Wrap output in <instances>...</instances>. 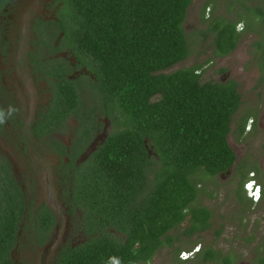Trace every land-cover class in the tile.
<instances>
[{"label":"trees","instance_id":"trees-1","mask_svg":"<svg viewBox=\"0 0 264 264\" xmlns=\"http://www.w3.org/2000/svg\"><path fill=\"white\" fill-rule=\"evenodd\" d=\"M58 1L57 31L64 33L78 63L92 73L82 80L93 98L88 118L94 125L92 114L100 108L115 131L77 174L68 200L71 212L75 206L81 210L78 231L85 238L66 242L50 264H152L164 247L174 260L184 261L179 258L181 243L213 225L211 209L197 203L199 194L212 196L199 186L200 178L213 179L236 160L228 134L242 103L238 83L231 78L202 81L198 63L167 71L189 55L183 23L193 0ZM253 9L257 18L264 17L259 7ZM211 30L214 56L235 49L240 37L235 23L216 20ZM255 46L264 82V31ZM68 82L61 77L60 92L66 97L55 98L45 127L82 103L84 96ZM248 119L242 117L237 125L240 136ZM247 179L245 175L237 188L242 208L248 206L243 189ZM24 209L11 168L1 162L0 264H15L12 250L25 227L20 226ZM38 217L29 214L34 223L27 229L42 244L54 218L47 208L40 209V222ZM221 231L220 226L214 234ZM197 243H190L191 248ZM201 252V261L213 264L221 255L210 246ZM227 258L221 257V264H232Z\"/></svg>","mask_w":264,"mask_h":264},{"label":"flooded vegetation","instance_id":"flooded-vegetation-1","mask_svg":"<svg viewBox=\"0 0 264 264\" xmlns=\"http://www.w3.org/2000/svg\"><path fill=\"white\" fill-rule=\"evenodd\" d=\"M58 2L35 0L33 7L25 5L23 14V10L16 9L15 3L19 4V1L0 0V113H2L0 163L5 161L10 166L12 176L24 198L25 209L20 226L24 227L27 224L24 229L26 228L27 235H30V239L37 244L40 243L33 235L34 231L27 229V226L35 222L36 215H32L31 222L29 214L39 215V222L40 209L47 208L53 214L54 223L46 235L45 242L49 240L51 230L56 220L58 221L57 211L50 207L46 198V195L51 194L50 188L48 190L43 188L42 198L39 197V182L43 168L47 167L49 171L45 182L51 184V189L52 187L54 189L52 194L57 198L55 200L58 202L57 208L63 210L64 215L65 211L66 214L76 215L78 212L82 214L77 206L73 207L71 212L72 205L68 203L73 194L77 174L94 158L100 146L115 131L105 112H99L102 111L100 108L92 114L96 116L94 125L88 118L91 112L87 106L92 103L93 98H90L89 88L82 80L87 79L85 75L92 76V73L86 66L78 63L74 50L67 46L63 39L64 33L57 31ZM61 77L70 81L66 84H71L75 93L78 91L84 98H80L82 103L78 107L75 106L64 118H58L53 124L45 127L46 118L55 108V98H60V95L62 98L66 97L60 92ZM10 109L13 111H9ZM101 116L105 119L104 123L100 121ZM250 121L242 136L251 130L253 119ZM146 148L149 155H154L148 145ZM233 152L236 156L234 165L214 178H219L220 182L227 179L231 182L233 173L237 174L239 181L237 184L232 181L235 189L230 191L231 195L236 197L239 182L245 175L248 178L253 177L258 182L259 178H264V155L263 153L259 157L250 155L243 163L238 164L237 154L234 150ZM47 159L50 160L48 165L45 164ZM245 163L248 165L244 172ZM260 181L264 183L263 180ZM199 186L205 187L201 182ZM34 187L38 199L33 206L28 194L33 192L31 189ZM244 194L246 195L245 191ZM262 200L264 199L252 204H258ZM79 222L81 224V219ZM79 232L82 236L79 240L81 241L85 234L82 230ZM20 233L21 230L18 231V236ZM191 239H197V235L194 234ZM212 241L211 238L210 242ZM64 244L61 243L56 251ZM197 245L199 252L201 245L198 243L195 246Z\"/></svg>","mask_w":264,"mask_h":264},{"label":"rangeland","instance_id":"rangeland-1","mask_svg":"<svg viewBox=\"0 0 264 264\" xmlns=\"http://www.w3.org/2000/svg\"><path fill=\"white\" fill-rule=\"evenodd\" d=\"M18 1L19 4L15 3L16 9L23 10V14L25 5L33 7L35 2V0H15V2ZM206 3V19L202 20L201 13ZM255 7H259L264 12V0H193L183 23L189 55L185 60L167 70L189 67L198 63L202 65V81H225L231 78L238 83L242 103L233 117L231 131L228 134V143L237 154L238 164L243 163L244 159L249 158L250 155L251 157H259L262 153L264 155V82L261 79L262 72L257 60L259 50L255 46V42L262 39L264 17L262 19L256 17L258 15L253 9ZM248 9L253 10L252 13H249ZM220 19L235 23L236 30L240 32L235 49L223 57L213 55L212 45L211 27L216 20ZM247 115L249 117L247 122L253 119L252 128L247 134L240 136L236 128L241 118ZM100 121L105 122L103 116ZM49 163L50 160L47 159L45 164ZM247 165L245 163L243 166L244 172ZM47 173L49 174V171L47 167H44L40 175L39 197L42 198L43 188L47 190L50 188L51 194L46 195V198L49 200L50 207L57 211L58 221L56 220L51 230L49 240L42 244L33 242L30 235H27L26 229L23 228L19 243L12 250V259L15 264H50L56 248L61 243L76 242L82 239L77 229L81 214L79 212L76 215L66 214L65 211L64 215V211L57 208L58 202H55L57 198L52 194L54 189L53 187L51 189V184L45 182ZM260 180L264 181V178H259V182L257 181L263 188ZM232 181L237 184L239 176L233 173ZM232 181L227 179L220 182L219 178L212 179L208 176L200 178L205 189L215 192H211L212 196L206 193L199 194L197 198V203L211 209L213 225L209 230L201 233L197 239L181 243L184 249H191L193 244L190 243L197 240L201 245V250L196 254L197 257L183 262L176 261L172 258L170 250L164 247L158 250L152 258V264H213V261H201V255L204 254L201 251L208 246L221 254L217 257L215 264H221L220 258L223 256L228 257L227 259L232 264H262L264 260V200L253 204L252 207L242 208V204L230 193L235 189ZM31 190L33 192L30 193L31 195L28 194L29 201L34 206L38 195L35 187ZM220 226H222V231L214 236V230ZM211 238L212 242H210Z\"/></svg>","mask_w":264,"mask_h":264},{"label":"built area","instance_id":"built-area-1","mask_svg":"<svg viewBox=\"0 0 264 264\" xmlns=\"http://www.w3.org/2000/svg\"><path fill=\"white\" fill-rule=\"evenodd\" d=\"M248 122L247 125H250ZM246 196L253 202L257 203L262 199L261 185L253 178H248L243 185ZM199 246H195L189 250H182L179 253V258L182 260H188L194 257V254L198 251Z\"/></svg>","mask_w":264,"mask_h":264},{"label":"crops","instance_id":"crops-1","mask_svg":"<svg viewBox=\"0 0 264 264\" xmlns=\"http://www.w3.org/2000/svg\"><path fill=\"white\" fill-rule=\"evenodd\" d=\"M262 185H263V189H264V183L262 182ZM244 201H245V203H246V206L248 205V206H250V207H252V203H251V201L246 197V195H245V197H244ZM261 203V202H260ZM198 244V243H197ZM184 250H188V249H184ZM196 255V254H195ZM183 262V261H182Z\"/></svg>","mask_w":264,"mask_h":264},{"label":"clouds","instance_id":"clouds-1","mask_svg":"<svg viewBox=\"0 0 264 264\" xmlns=\"http://www.w3.org/2000/svg\"><path fill=\"white\" fill-rule=\"evenodd\" d=\"M9 111H13V109H10ZM0 117H2V113H0ZM0 122H2V119H0Z\"/></svg>","mask_w":264,"mask_h":264}]
</instances>
